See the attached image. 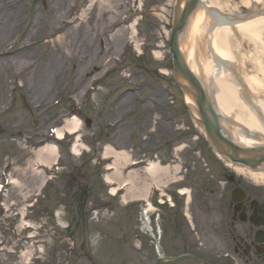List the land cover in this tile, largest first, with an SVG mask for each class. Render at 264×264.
<instances>
[{"label":"rangeland","instance_id":"rangeland-1","mask_svg":"<svg viewBox=\"0 0 264 264\" xmlns=\"http://www.w3.org/2000/svg\"><path fill=\"white\" fill-rule=\"evenodd\" d=\"M92 1L90 9L86 7L89 0L10 3L18 7L21 23L5 46L13 53L8 69L0 70V184L4 185L0 191V264L20 263L21 253L28 248L34 251L29 264H155L161 255L186 252L205 261L216 255L231 256L232 248L224 239L226 191L221 195L226 200L218 196L223 180L231 175L250 189L261 183L222 163L206 144L202 129L189 117L172 76L168 40L173 0H109L110 13L102 10L108 0ZM239 1L221 3L228 4L230 15L250 11ZM258 7L264 9V0ZM80 13L81 20L63 28V40L52 44L60 36L55 34L60 20L70 23ZM34 16L42 29L23 41L21 34ZM135 20L136 40H130L125 30L124 40H112L118 29H127ZM52 25L54 30L47 36ZM70 42L78 47L72 49ZM67 49L72 53L67 54ZM243 53L252 52L243 46ZM19 58L24 62L21 70L13 66ZM261 62L264 66V56ZM246 67L250 72L251 63ZM42 74L47 83L41 85L34 78ZM15 85L16 90L10 91ZM71 116L90 121L88 128L82 123L79 133L85 146L98 149V140L102 146L108 141L118 149L132 147L137 157L156 155L163 166H179V174L171 170L163 177L169 182L165 192L174 206L152 210L153 236L139 232L136 204L125 207L119 198L109 196L102 180L109 161L88 151L73 156V137L58 145L57 179L53 177L41 192L36 181H31L36 162L32 149L49 143L50 129L62 127ZM109 123L116 125L109 128ZM95 130L98 136L91 138L88 132ZM34 170L41 172L42 168L34 166ZM8 176L16 181L19 192L5 186ZM172 176L179 181L171 183ZM183 188L190 191L187 206L177 192ZM154 195L158 200V193ZM24 205L29 206L26 211ZM21 211L24 221L37 229L32 239L23 240L26 233L17 232ZM165 264L197 263L181 259Z\"/></svg>","mask_w":264,"mask_h":264},{"label":"bare ground","instance_id":"bare-ground-1","mask_svg":"<svg viewBox=\"0 0 264 264\" xmlns=\"http://www.w3.org/2000/svg\"><path fill=\"white\" fill-rule=\"evenodd\" d=\"M11 1L12 0H0V9L3 4L0 10V70L8 69V61L12 58L13 53L10 50L6 51L5 46L15 37L14 34H17L18 26H20L19 24L21 23L19 9L15 7L14 4H10ZM110 1L108 0L107 4L102 5L103 11L110 13L109 10H112ZM185 1L187 0H182L180 2V9L184 6ZM261 2L262 0H240L239 4L242 8L248 9L249 7L255 8ZM93 3V1L90 2L88 9L94 5ZM227 8L228 4L221 3V0H200V3L196 5L182 34H180L178 38V48L182 55L183 64L194 76L196 81H198L200 86H202L201 91H204V93L208 92L214 103L217 116L219 115L218 117H220L221 120L218 122L219 132L225 133L228 140L232 141L235 146H242L245 149L256 145H264V66L261 62V57L264 56V16L244 22L235 20L234 24H232L229 22L231 21L229 17L222 16L227 13ZM84 14L85 13H83V15ZM61 21L63 20H60V22ZM66 25H71V23L63 22L59 27L56 26L55 29L58 30L57 33L60 34V36H57L52 44L63 40L61 36L63 35V28ZM136 25L137 23L134 21L127 29H118L116 34L112 37V40H117L119 42L121 38L125 39L126 34H123L125 33L124 30L128 34L130 40H136ZM41 29L42 28L37 25V17L34 16L31 25L21 34V38L25 36L22 40L24 41L25 38H30L33 35L36 36ZM48 30L49 31L46 33L47 36L54 30V25H52L50 29L48 27ZM66 32L67 31H65V33ZM69 44L71 47L74 43L70 42ZM243 46H248L252 53L246 56V54L243 53ZM25 47L26 46H23V49L27 50ZM77 47L78 46L74 44L71 48L76 49ZM135 47L138 48L137 43ZM252 50L255 54H253ZM65 52H67V54L72 53L69 49ZM21 58L18 60L16 59L15 63H13V66L20 68V70L24 65ZM247 63H251L250 72L247 71ZM42 75L43 76L34 78L41 85L47 83L46 76L44 74ZM178 83L182 89L184 103L189 107L193 118L198 123L199 118L195 110L196 104L193 96L190 94L192 89L186 79L179 78ZM36 90L37 89L34 90L35 93ZM204 108L206 109L207 107L205 106ZM79 127L80 121L73 117L67 120L61 129L56 131L57 138L60 139L62 137L63 131L68 132L70 135L75 134ZM248 131L256 134L257 138L251 139L246 137V132ZM77 144L73 147L75 155H79L78 152L82 148V146ZM179 150L180 148L176 149V151ZM106 151H109L106 155L113 154V156H115V161L117 163L120 160L119 158L122 157L126 162H130L125 152L115 153V151L110 148H107ZM36 155V164L46 166L54 164L58 158V152L54 145L44 146L36 152ZM36 164H33V166ZM113 165L117 166L116 164ZM114 169L117 172V169ZM179 169V166H176L172 170L175 174H178ZM231 169L234 173L248 177L254 182L262 183L264 181V164L258 168L256 172L237 167ZM169 171V167L162 168L157 164H150L145 170V174L156 182L155 184L158 188L162 189L166 185V181L161 182L159 176L165 177L169 174ZM31 174V181H36L35 184L38 190H40L45 182V178L40 172H35V170H33ZM28 179H30V177ZM106 179L108 181L111 180L108 176ZM170 180L171 183L178 181L174 176H172ZM13 184L15 185V190L19 192L16 181L13 180L12 185ZM120 184L129 185L130 183L128 181H121L118 185ZM149 187L150 185L145 188L146 193L143 195L144 198L147 197ZM115 191L116 189L113 188L111 193ZM128 191H130L129 188H127V192L121 198L123 203L128 200L126 198ZM179 193L187 196V203L191 201L190 191L188 189H180ZM138 196L139 195L136 193L132 195V198L138 199ZM149 211L150 210H148V212ZM20 215L22 221L17 232L21 233V231H24L28 232L27 234L31 233L26 239H32V236L36 233V228H33L31 224L24 221L23 211L20 212ZM23 245H25V243ZM32 256L33 250L29 248L26 249V251L21 253V262L18 264H29Z\"/></svg>","mask_w":264,"mask_h":264},{"label":"water","instance_id":"water-1","mask_svg":"<svg viewBox=\"0 0 264 264\" xmlns=\"http://www.w3.org/2000/svg\"><path fill=\"white\" fill-rule=\"evenodd\" d=\"M199 0H189L185 3L182 10L175 12V18L173 22V29L170 37V52L173 58L174 76L181 79H186L192 88L190 93L194 99L198 109V115L200 118V124L203 126L204 132L214 149L218 154L228 159L233 164L248 167L250 169L256 168L258 165L264 163L263 149L257 150H243L237 148L227 138L224 137V133L219 132V117L215 113L214 109L207 103L206 94L201 91V86L196 81L194 76L183 64L182 55L178 48V38L187 23L188 17L191 14L193 8L196 6ZM188 92V91H186ZM207 107L206 109L204 107ZM249 136H254L248 133Z\"/></svg>","mask_w":264,"mask_h":264},{"label":"flooded vegetation","instance_id":"flooded-vegetation-1","mask_svg":"<svg viewBox=\"0 0 264 264\" xmlns=\"http://www.w3.org/2000/svg\"><path fill=\"white\" fill-rule=\"evenodd\" d=\"M241 184L240 182H238ZM230 222L234 229L241 227V232L233 230L231 237L235 245V253L242 254L245 258L264 257V199L255 190H246V197L243 198L239 206V211H235V204L230 203ZM262 232L263 237H259L256 243V232ZM259 252H262L259 255Z\"/></svg>","mask_w":264,"mask_h":264},{"label":"clouds","instance_id":"clouds-1","mask_svg":"<svg viewBox=\"0 0 264 264\" xmlns=\"http://www.w3.org/2000/svg\"><path fill=\"white\" fill-rule=\"evenodd\" d=\"M97 236H98V234H97ZM96 242H97V240L93 239L92 243L95 244Z\"/></svg>","mask_w":264,"mask_h":264}]
</instances>
